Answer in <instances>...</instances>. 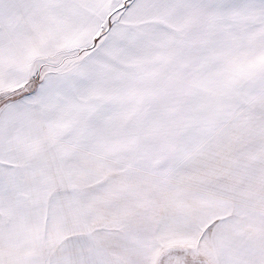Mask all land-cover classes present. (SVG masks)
Instances as JSON below:
<instances>
[{
	"label": "snow or ice",
	"instance_id": "1",
	"mask_svg": "<svg viewBox=\"0 0 264 264\" xmlns=\"http://www.w3.org/2000/svg\"><path fill=\"white\" fill-rule=\"evenodd\" d=\"M0 264H264V0H0Z\"/></svg>",
	"mask_w": 264,
	"mask_h": 264
}]
</instances>
